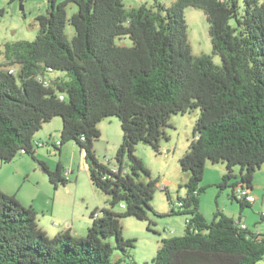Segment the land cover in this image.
I'll use <instances>...</instances> for the list:
<instances>
[{
  "label": "trees",
  "instance_id": "1",
  "mask_svg": "<svg viewBox=\"0 0 264 264\" xmlns=\"http://www.w3.org/2000/svg\"><path fill=\"white\" fill-rule=\"evenodd\" d=\"M13 1V0H11ZM75 3L71 16L67 7ZM207 14L213 54L193 53L185 9ZM4 10H0V15ZM34 40L6 42L0 54V165L21 153L48 174L55 189L66 185L36 157L35 134L62 118L61 139L83 151L90 180L109 196L110 208L91 213L87 235L68 230L49 237L37 211L0 188V264H129L136 239L123 236L121 219L148 220L158 178L137 155L140 143L161 152L170 117L195 109L200 116L188 150L180 158L186 194L171 204L185 215L184 234L163 238L153 264H257L264 259V235L217 208L212 220L200 209L208 161L225 163L219 183L243 211L252 207L255 173L264 167V0H161L128 7L124 0H50L37 17ZM74 33L70 36L67 26ZM130 40L127 44L126 40ZM119 40V42H118ZM116 116L123 139L115 164L99 160L95 143L100 122ZM240 167L239 173L236 167ZM121 206V210L115 207ZM264 219V214H261ZM115 238V244L110 240ZM115 250L122 254L112 260Z\"/></svg>",
  "mask_w": 264,
  "mask_h": 264
},
{
  "label": "rangeland",
  "instance_id": "2",
  "mask_svg": "<svg viewBox=\"0 0 264 264\" xmlns=\"http://www.w3.org/2000/svg\"><path fill=\"white\" fill-rule=\"evenodd\" d=\"M124 1L128 7L153 2V0ZM171 1L163 0L167 5H171ZM44 3L45 6H43ZM48 3L49 0H0V10H4V14L0 15V42L5 36H9L11 39L13 29L17 32L15 38L34 40L39 29L35 14L37 12L46 14ZM41 7L43 9L39 11ZM77 10L78 7L73 2L67 7L69 16ZM185 16L188 38L193 53L196 55L211 54L214 62L221 65V57L213 54L212 39L209 33L210 25L205 11L198 7L189 6L185 9ZM67 32L70 36L74 33L70 24L67 26ZM126 42L127 44L131 43L128 39ZM4 61L5 58L0 54V62ZM199 116V109L172 115L169 120L170 126L165 128L168 139L162 140L160 153L145 143H140L137 146V155L144 160L152 177L158 178L159 182L152 201L154 211L149 212L148 220H140L133 216L121 219L123 236L136 239V246L132 249L133 262L128 260L129 264H153V259L157 255L163 238L184 234L186 216L170 213L171 204L163 190L165 185L161 182L165 178L171 180L169 190L174 202L178 201V196L186 194L185 183L190 174L182 170L179 160L189 148ZM54 119L62 122L60 116ZM99 126L102 127L103 134L101 133L100 139L95 143L96 154L100 161L113 166L116 150L123 139L121 122L118 117L113 116L104 119ZM61 127L53 133L57 142L61 139ZM169 149L171 152H168ZM39 150L42 152V160L52 170L57 168L60 160L70 169L74 166V170L71 169L68 174L69 182L66 185L59 184L58 188L55 189L48 174L37 161L28 154H19L18 158L27 159L26 166L30 170V174L29 176L13 175L9 179L8 186H13L14 189L18 190L17 196L26 207L34 206L38 213L39 224H45L55 229L62 228V230L71 226L75 236L87 235L92 224V211L95 208H99V211L103 208H110L109 196L91 182L84 153L75 142L69 141L64 144L61 154L52 145L40 147L37 151ZM4 166L3 170L7 173L6 175H12L15 166L10 163L4 164ZM239 170L240 167H236L237 173ZM226 172L225 163L207 162L204 177L200 184L205 188L201 195V211L208 220H212L214 212L219 208L231 217L235 216L237 219L242 217L243 222L248 221L249 229L264 235V219L261 216L262 211H264V167L256 171L254 178V194L258 197L257 203L243 211L240 203L230 197L231 188L221 189L219 187V183ZM121 209L120 205L115 207V210ZM247 218L248 220H246ZM54 235L55 233H52V236ZM110 240L115 244L114 237ZM121 256V252L115 250L112 260H117ZM257 264H264V259Z\"/></svg>",
  "mask_w": 264,
  "mask_h": 264
},
{
  "label": "crops",
  "instance_id": "3",
  "mask_svg": "<svg viewBox=\"0 0 264 264\" xmlns=\"http://www.w3.org/2000/svg\"><path fill=\"white\" fill-rule=\"evenodd\" d=\"M56 1H59V0H56ZM64 1V0H62ZM163 2V0H161ZM174 0L171 1V4ZM164 3V2H163ZM49 4H50V0H49V3H48V7L46 8L47 10L49 9ZM165 4V3H164ZM167 5V4H166ZM43 6H45V3L43 4ZM42 6V7H43ZM40 8L39 11H41L43 8ZM44 14L43 12H37L35 15L36 17H38L39 15H42ZM12 33V38L10 39L9 36H5L3 39H2V42H0V49H3L4 47V44L6 42H10V41H16V40H21L19 38H15V35H16V30L13 29L11 31ZM1 38V37H0ZM1 51V50H0ZM57 118V117H56ZM61 124L62 122L61 121H57V119H53L52 121L46 123L43 128L38 131L36 134H35V137H34V142H35V145H36V157L38 159H41L42 160V152L41 150L37 151L38 148L40 147H44V146H54V144L57 143V141H55L54 137H53V133L55 131H57V129H59L61 127ZM62 128V127H61ZM100 130H101V133H102V127L99 126ZM103 134V133H102ZM43 143V145H39L38 143ZM38 144V145H37ZM63 148V147H62ZM168 152H171V149L168 150ZM20 154H25L24 152H21ZM62 163L64 165V163L60 160L59 163ZM10 164H13L15 166V170L12 172V175H6L7 173L3 170V168L5 167L4 165H0V188L2 189V191H4L5 193L7 194H10V195H15L19 200L20 198L17 196V189H14L13 186H8V183H9V179L13 176V175H22V176H29L30 174V170L27 169V159H23V158H18L16 157L14 159V161H12ZM64 167L68 168V165H64ZM72 171L74 170V166H72ZM63 175L65 177H69V175H66L65 173H63ZM165 186L164 187H167L169 189V184L171 183V180L168 179V178H165L163 182ZM255 188V187H254ZM254 197H255V201L252 203V204H255L257 203V200H258V197L254 194V189L253 191L251 192ZM21 201V200H20ZM34 207V206H33ZM95 209H99V208H95ZM36 210V209H35ZM53 213L55 211V207L53 208ZM204 214V213H203ZM262 214H264V211H262ZM234 219L238 220L237 218H235V216H232ZM239 220H241L243 222V218L240 217ZM248 220V218L246 219ZM244 225H246L247 227H249L248 225V221L247 222H243ZM43 230H45V232L47 233V235L49 237H54L60 233H63L65 231H69L72 235L75 236L74 232H73V228L71 226H69V228L67 229H63L62 228H53V227H50V226H47L45 224H39ZM52 233H55L54 236H52ZM78 237V236H77Z\"/></svg>",
  "mask_w": 264,
  "mask_h": 264
},
{
  "label": "built area",
  "instance_id": "4",
  "mask_svg": "<svg viewBox=\"0 0 264 264\" xmlns=\"http://www.w3.org/2000/svg\"><path fill=\"white\" fill-rule=\"evenodd\" d=\"M59 142H57L56 144H58ZM39 145H43V143H38ZM37 144V145H38ZM70 171H71V169L70 168H65V171H64V173L66 174V175H68L69 173H70ZM243 195H246V197H247V200L248 201H250L251 203H253L254 201H255V197H254V195L252 194V193H249L247 190H245V189H239L238 190V197H242ZM243 226L244 227H246V225H244L243 224Z\"/></svg>",
  "mask_w": 264,
  "mask_h": 264
}]
</instances>
